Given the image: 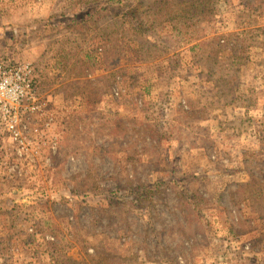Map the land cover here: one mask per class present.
Masks as SVG:
<instances>
[{
	"label": "rangeland",
	"instance_id": "obj_1",
	"mask_svg": "<svg viewBox=\"0 0 264 264\" xmlns=\"http://www.w3.org/2000/svg\"><path fill=\"white\" fill-rule=\"evenodd\" d=\"M94 1L0 0V59L34 75L20 136L0 123V264H264V0L79 23ZM157 10L201 38L149 47Z\"/></svg>",
	"mask_w": 264,
	"mask_h": 264
},
{
	"label": "built area",
	"instance_id": "obj_2",
	"mask_svg": "<svg viewBox=\"0 0 264 264\" xmlns=\"http://www.w3.org/2000/svg\"><path fill=\"white\" fill-rule=\"evenodd\" d=\"M33 69L29 65L10 66L0 59V123L17 139L19 111L33 99Z\"/></svg>",
	"mask_w": 264,
	"mask_h": 264
},
{
	"label": "trees",
	"instance_id": "obj_3",
	"mask_svg": "<svg viewBox=\"0 0 264 264\" xmlns=\"http://www.w3.org/2000/svg\"><path fill=\"white\" fill-rule=\"evenodd\" d=\"M109 1H111V3H118V4H120V6L123 4V0H109ZM203 2V1H202ZM101 6H103V4H101L100 3V0L99 1H94V2H89V3H87L84 7H82V15H81V17H80V21H79V23H82V22H85L87 19H93L92 17H96V16H100V12H99V10H100V7ZM106 6L107 5H105V7H104V10H106ZM201 4H200V6H195V8H193V9H190V8H187V9H183L184 11V17H182V20H183V22L181 23L183 26H184V28H188V27H190L192 30H195V29H197L198 28V24H200V23H198L199 21H201V20H205V18H204V16L206 15L205 13H204V11H203V9H201ZM117 10H120L118 13H116V15H117V18H127L126 20H123L124 21V23L126 24V25H134V24H136V22H138L139 21V18H140V13H139V11L137 10V11H131L130 13H126V11H122V10H125L124 8H119V9H117ZM158 14V10L156 11V12H154V16H153V18H154V22L152 21L150 24H149V28H150V33H152L153 35H150L149 34V36L147 37V35L146 34H144V36L146 37V38H148L149 40H151V42L150 41H146V39H145V44H148L149 45V47H151V48H155V45L156 44H159V43H161V44H163V43H165L166 44V47L168 48V49H170V45H171V43L173 42L172 40H171V34L172 33H174V32H177V33H180V34H182L183 36H185V35H187V41H188V43H190V42H193V41H195V40H197L198 38H201L199 35H188V33L187 32H185L184 33V29L182 28L183 26H181L179 29L178 28H176V26L175 25H173L172 23V25H170V24H168V23H162V24H158L157 26H160V28H158L156 25H155V20H156V15ZM152 19V18H151ZM123 21H122V23H123ZM147 26V24H143L141 21H140V24H139V27H138V30L139 31H141V30H143L145 27ZM164 26H166L167 27V29H165V30H167L168 32H166V33H163V32H161V31H163V27ZM159 29H162V30H160L159 31ZM182 29H183V31H182ZM154 30H156V32H158L159 34H161V36L160 35H158V33H155L154 32ZM139 31L137 32L138 34H139ZM184 33V34H183ZM161 39H162V41H161ZM140 40H141V42H142V39H141V35H140ZM159 42V43H158ZM163 42V43H162ZM170 43V44H169ZM143 45V44H142ZM161 46V45H160ZM164 51H167V50H164ZM151 52H153V51H151ZM150 52V53H151ZM149 53V54H150ZM143 56H145V55H143ZM231 90V89H230ZM234 104H236V101H234L233 102ZM246 106V105H245ZM159 112V114L161 115V117L163 118V111L161 110H159L158 111ZM160 122H162V121H160ZM163 123V122H162ZM256 183V181H253V184H255Z\"/></svg>",
	"mask_w": 264,
	"mask_h": 264
},
{
	"label": "crops",
	"instance_id": "obj_4",
	"mask_svg": "<svg viewBox=\"0 0 264 264\" xmlns=\"http://www.w3.org/2000/svg\"><path fill=\"white\" fill-rule=\"evenodd\" d=\"M243 108H248L247 106H244Z\"/></svg>",
	"mask_w": 264,
	"mask_h": 264
}]
</instances>
